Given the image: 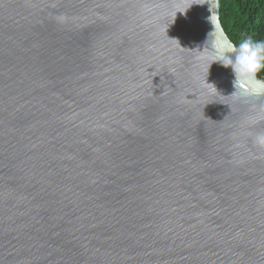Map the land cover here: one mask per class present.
Instances as JSON below:
<instances>
[{"label":"water","instance_id":"95a60500","mask_svg":"<svg viewBox=\"0 0 264 264\" xmlns=\"http://www.w3.org/2000/svg\"><path fill=\"white\" fill-rule=\"evenodd\" d=\"M217 36L221 0H0V264H264V95Z\"/></svg>","mask_w":264,"mask_h":264},{"label":"clouds","instance_id":"9594fccd","mask_svg":"<svg viewBox=\"0 0 264 264\" xmlns=\"http://www.w3.org/2000/svg\"><path fill=\"white\" fill-rule=\"evenodd\" d=\"M213 42L214 62L231 68L234 73V95H264V78L261 76L264 74V40L248 39L237 46L227 37L217 36Z\"/></svg>","mask_w":264,"mask_h":264},{"label":"trees","instance_id":"16d2710c","mask_svg":"<svg viewBox=\"0 0 264 264\" xmlns=\"http://www.w3.org/2000/svg\"><path fill=\"white\" fill-rule=\"evenodd\" d=\"M221 23L237 46L248 39L264 40V0H221Z\"/></svg>","mask_w":264,"mask_h":264}]
</instances>
